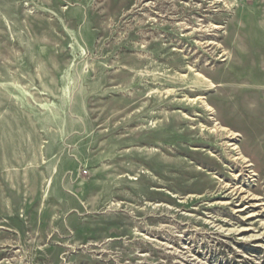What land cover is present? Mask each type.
I'll return each mask as SVG.
<instances>
[{
	"label": "rangeland",
	"instance_id": "obj_1",
	"mask_svg": "<svg viewBox=\"0 0 264 264\" xmlns=\"http://www.w3.org/2000/svg\"><path fill=\"white\" fill-rule=\"evenodd\" d=\"M0 264H264V0H0Z\"/></svg>",
	"mask_w": 264,
	"mask_h": 264
},
{
	"label": "crops",
	"instance_id": "obj_2",
	"mask_svg": "<svg viewBox=\"0 0 264 264\" xmlns=\"http://www.w3.org/2000/svg\"><path fill=\"white\" fill-rule=\"evenodd\" d=\"M46 188V190L48 191V193H50V191H52V190H54L55 189V187H50V185L48 186V187H45ZM66 188L67 187H56V189H59V190H62V191H66Z\"/></svg>",
	"mask_w": 264,
	"mask_h": 264
}]
</instances>
